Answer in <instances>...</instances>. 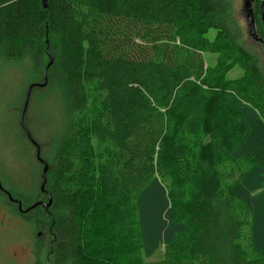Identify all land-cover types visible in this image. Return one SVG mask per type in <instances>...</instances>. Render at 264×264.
Wrapping results in <instances>:
<instances>
[{"label": "trees", "instance_id": "trees-1", "mask_svg": "<svg viewBox=\"0 0 264 264\" xmlns=\"http://www.w3.org/2000/svg\"><path fill=\"white\" fill-rule=\"evenodd\" d=\"M42 4L0 0V57L28 59L29 85L39 83L46 35L63 38L57 70L30 93H54L63 119L46 153L28 130L48 164L52 198L47 208L16 211L42 231L35 257L87 264L93 255L85 252H98V264H264V161L243 162L264 112V71L239 45L227 3ZM215 47L235 53L239 80L213 82L204 53ZM18 122L39 168L36 194L1 185L27 208L47 195L39 189L42 163ZM160 246L162 257L145 262Z\"/></svg>", "mask_w": 264, "mask_h": 264}, {"label": "rangeland", "instance_id": "rangeland-1", "mask_svg": "<svg viewBox=\"0 0 264 264\" xmlns=\"http://www.w3.org/2000/svg\"><path fill=\"white\" fill-rule=\"evenodd\" d=\"M230 12L231 23L238 31L239 45L244 53L254 55L261 71H264V44L258 45L248 34L246 21L242 12V0H224ZM261 0H253L251 8L255 17L254 29L258 37L264 35V27L256 19L260 17L259 5ZM43 5V4H42ZM214 29H210L207 37L213 40ZM50 40V41H49ZM49 42L50 45H49ZM45 45L41 46L39 70L41 77L39 83L44 81V69L47 67L46 79L48 81L51 70H57L63 38L57 34L46 35ZM235 53H229L218 47L204 53V62L208 68L213 82L217 80H239L243 75V68L238 62ZM234 57L235 59H230ZM29 60H4L0 57V183L11 190L23 192L33 198L38 185L36 173H39L37 164L31 160L30 147L23 140L21 134L15 130L22 108L25 90L29 85ZM225 65V66H224ZM259 124L252 131L243 159L245 164L253 162L254 158L264 161V112L261 113ZM24 121L32 137L42 146L44 153L50 149L49 135L54 129H62L63 119L57 96L48 94L42 89H34L30 96ZM19 124V122H18ZM16 135V137H15ZM26 150V152H25ZM40 201H45L43 198ZM25 207V203L22 204ZM17 206L8 203L0 194V264H47L42 258L35 257V238L42 231L34 228L24 218L16 213ZM93 255L89 259L91 264H98V252H85ZM163 246L145 262L160 259ZM87 260V264H90Z\"/></svg>", "mask_w": 264, "mask_h": 264}, {"label": "water", "instance_id": "water-1", "mask_svg": "<svg viewBox=\"0 0 264 264\" xmlns=\"http://www.w3.org/2000/svg\"><path fill=\"white\" fill-rule=\"evenodd\" d=\"M252 1L253 0H242V12L244 14V18H245V21H246L247 32H248L249 36L255 42H257L258 45H261V47H262V44H264V42H263V40L260 37H258V35L256 34L255 29H254L255 19H254L253 10L251 8ZM45 2H46V0H42V3H43L44 7L46 6ZM259 14H260V21L264 25V0H261V3L259 5ZM50 63H51V61L48 63V65H50ZM48 65H47V67H48ZM47 67L44 69V81L42 83L30 84V85L27 86V88L25 90L24 98H23L21 112H20V115H19V124H20L21 128L23 129L24 133L26 134L27 138L29 139V141L35 146V156H36L37 160L42 163V169H41V172H40L41 182H40V185H39V189H40L41 192L46 193L47 200L46 201H40V200L36 201L35 203L31 204L27 208L22 209L21 201L19 199H14L11 196V194L7 190H5V192H6L7 196H8V199L10 201H14L17 204L18 210L20 212H27L30 209L36 207L37 205H42L44 208H47L51 204V201H52L50 193H48L45 190L46 172L48 170V164L46 162H44L40 158L39 145L31 137L27 127L24 124V114H25L27 106H28L31 90H32V88L34 86L42 87V86H44L47 83V79H46ZM0 189H3L1 183H0ZM39 234L40 233H38L37 236Z\"/></svg>", "mask_w": 264, "mask_h": 264}, {"label": "flooded vegetation", "instance_id": "flooded-vegetation-1", "mask_svg": "<svg viewBox=\"0 0 264 264\" xmlns=\"http://www.w3.org/2000/svg\"><path fill=\"white\" fill-rule=\"evenodd\" d=\"M0 194H1L2 196H4V197L7 199V201H9L10 203H12V204H14V205L17 206V204H16L14 201H10V200L8 199V196H7V194H6V192H5L4 189H0ZM21 206H22V203H21ZM22 209H25V208L22 207ZM17 210H18V207H17ZM18 211H19V210H18ZM19 213H21V214H26V212H20V211H19ZM38 236H39V235H38Z\"/></svg>", "mask_w": 264, "mask_h": 264}]
</instances>
